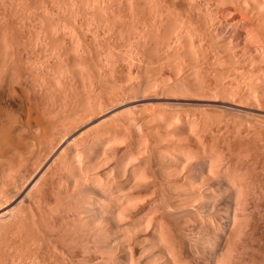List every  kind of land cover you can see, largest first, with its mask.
Masks as SVG:
<instances>
[{
  "label": "rangeland",
  "instance_id": "374dc122",
  "mask_svg": "<svg viewBox=\"0 0 264 264\" xmlns=\"http://www.w3.org/2000/svg\"><path fill=\"white\" fill-rule=\"evenodd\" d=\"M0 81V264H264V0H0ZM122 193L133 239L117 250L110 219L109 259L65 254L57 203Z\"/></svg>",
  "mask_w": 264,
  "mask_h": 264
},
{
  "label": "bare ground",
  "instance_id": "6f19581e",
  "mask_svg": "<svg viewBox=\"0 0 264 264\" xmlns=\"http://www.w3.org/2000/svg\"><path fill=\"white\" fill-rule=\"evenodd\" d=\"M1 82V81H0ZM0 111H1V108H0ZM1 113V112H0ZM1 124V123H0ZM3 125H4V122H3ZM2 126V125H1ZM44 126V125H43ZM3 127H4V129H3ZM3 127H0L1 129V132H0V160L1 159H3V158H5L8 154H10V145L12 144L11 142L13 141V137H15L14 135H12V133L13 132H15L14 131V129H12V128H7L6 129V124L3 126ZM42 127V125H40V128L38 127V130L36 131L38 134L36 135H34L33 137V139H35V144L33 143L34 142V140H33V146H31L32 145V143L31 142H28V140H27V145H28V147L29 146H31L30 147V150H29V148L27 147H25V146H23L22 144H23V141L21 142L19 139H15V141L16 140H18L20 143H18V141H17V143L16 144H18V146H19V144L20 145H22L23 147H25L24 149L23 148H21V146H20V148L21 149H23V150H25V149H28V151H32V152H34V154L35 155H39V154H36L35 152H37V153H42V151L44 150V147H45V144H46V142H47V134L48 133H46V131L47 130H45L44 131V129L43 128H41ZM3 129V130H2ZM10 129H12L13 130V132H12V130L10 131ZM47 129V128H46ZM49 136V135H48ZM22 140V139H21ZM24 140V139H23ZM14 141V142H15ZM49 142V141H48ZM31 143V145H29ZM14 145V144H13ZM12 145V146H13ZM24 145H26V142L24 141ZM26 145V146H27ZM47 145H48V143H47ZM11 146V147H12ZM48 147L46 146V148H45V152L48 150L47 149ZM21 149H19V147L17 148V152H18V154H19V152H21V151H19V150H21ZM22 150V151H23ZM15 151V152H16ZM23 152H26V151H23ZM44 152V153H45ZM29 153V152H28ZM31 153V152H30ZM182 153H184V155H183V157L185 156L186 158L188 157V159L190 158L189 156V154H187L186 152H184V151H181V154ZM185 153L188 155H185ZM24 154H26V153H24ZM23 154V155H24ZM43 154V153H42ZM21 155V154H20ZM27 155V154H26ZM28 155H30V154H28ZM41 155V154H40ZM32 156V155H31ZM173 156H171V158H172ZM184 157V158H185ZM182 162H184V161H182ZM25 164V165H24ZM79 164V165H78ZM77 164V167L75 168V170H73L74 171V173H77V172H75L77 169H78V172H80V173H77V174H71V173H73V172H71L72 170L70 169V171H68V172H66V169H65V172L67 173V175H69L70 176V174H71V177H73V179H74V176H76L75 177V179H74V182L72 183V184H70L69 185V187H67L68 189L67 190H69V191H67V193L69 192L70 194H71V192L73 191V189L75 188V187H77V186H79V184H82L81 183V180L79 179V174H81V173H84V172H89L90 171V164H91V162H89L88 164L86 163V162H84V161H82V160H79V163ZM25 167H24V166ZM21 166H23V167H21ZM21 168L18 170L20 173H16L18 176H19V178H21L20 176H22L26 171H23V169L25 170V168L27 169L28 167V164L26 165V163H24L23 162V164H21ZM65 166V165H64ZM76 165H74V167H75ZM79 166V167H78ZM181 166H184V163H182V165ZM180 166V167H181ZM67 167V166H66ZM68 168V167H67ZM184 168H186V167H183L181 170H183L184 171ZM28 170H29V168H28ZM69 170V169H68ZM166 171L168 170V169H165ZM21 171H23L22 173H21ZM169 171V170H168ZM110 172V171H109ZM26 173H30V171L28 172H26ZM26 173L24 174V175H26ZM179 173H182V172H179ZM178 173V174H179ZM16 174L13 176V180H15V178L14 177H16ZM22 174V175H21ZM134 174H135V176L134 177H140L141 176V173L137 170V171H134ZM172 174H173V172H172ZM175 174V173H174ZM177 174V173H176ZM23 175V176H24ZM29 175V174H28ZM27 175V176H28ZM78 175V176H77ZM169 175V176H168ZM180 175V174H179ZM182 176H180V177H183V174H181ZM185 175V174H184ZM17 176V177H18ZM27 176H24L25 177V180H23L24 179V177H22V179H20V182L23 180L24 182L26 181V180H28V178H26ZM166 178V182L165 183H161V184H165V187H169L171 190H173L174 191V189L176 188V190L175 191H177V189H179L178 191H182L183 189H184V191H186L187 190V186H188V184L190 183V182H188V184H187V186H186V179L188 178V177H185L184 176V178H182L183 179V181H182V179L180 180L179 178H177V176H176V181L177 182H175L176 183V185L178 184V181H182L183 183H181V185H175V183H173V182H169V181H171L172 179L174 180V178H171L170 179V177H172V176H170V174L169 173H167V175H164ZM187 176V175H186ZM173 177H175L174 175H173ZM179 177V176H178ZM63 178V177H62ZM151 179L152 178H154L155 179V177L153 176V177H150ZM186 178V179H185ZM69 179H70V177H69ZM151 179H149L150 180V182L154 185L155 183L157 184V180L155 179L154 181H151ZM164 179V178H163ZM179 179V180H178ZM19 179L17 178V181H18ZM61 180V179H60ZM60 180H58L59 182H60ZM153 180V179H152ZM161 180V179H160ZM172 180V181H173ZM184 180H185V182H184ZM188 180V179H187ZM17 181H14L13 183H14V185L15 184H17L16 182ZM22 181V182H23ZM63 181V180H62ZM163 181H161V182H163ZM19 182V181H18ZM19 182V183H20ZM23 182V183H24ZM153 182H155V183H153ZM168 182V183H167ZM11 183H12V180H11ZM58 183V182H57ZM167 183V184H166ZM173 183V184H172ZM22 184V183H21ZM66 184V183H65ZM68 184V183H67ZM179 184H180V182H179ZM11 185L13 186V184H10V187L8 186V188H7V190H10V191H12V187H11ZM19 185V184H18ZM18 185H16L15 186V188L13 189L14 190V192L16 191V190H18V188H19V186ZM24 185V184H23ZM172 185H175V186H172ZM190 185V184H189ZM59 186V185H58ZM66 186H68V185H66ZM191 186V185H190ZM192 186H195L194 184H192ZM198 186V185H197ZM197 186H195V187H197ZM14 187V186H13ZM17 187V188H16ZM21 187V186H20ZM60 187V186H59ZM63 187V186H62ZM155 187H157V186H155ZM165 187H162L163 189H162V192L161 193H163V191H164V193L167 195H163V194H161L162 195V199L164 200V198L165 197H167L168 198V200H169V198L171 197L170 196V194H168L167 192L168 191H166V188ZM172 187V188H171ZM9 188H12V189H9ZM168 188V190H170ZM186 188V189H185ZM16 189V190H15ZM152 189V188H151ZM150 189V198H151V196H152V193H153V191H154V189L155 188H153L152 190ZM6 190V189H5ZM19 191V190H18ZM105 192H106V190H104ZM177 191V192H178ZM184 191H182V192H184ZM197 191V190H196ZM8 191H6V192H4L3 191V193H2V196H3V194H4V196L6 195L5 193H7ZM10 193V192H9ZM148 192H146V195L148 196V194H147ZM169 193H170V191H169ZM10 194H13V192H11ZM109 195H110V193H108ZM124 193H122V195H120L119 194V196L118 197H115V198H113L112 199V201L114 200V202H115V205H113L112 206V208H111V205L114 203V202H111L108 198L106 199V198H102V197H100V196H93V194L91 195H87V196H85L83 199L82 198H80L79 196V198H80V200L78 199V201H77V199H76V197H74V196H72V195H68V194H66V195H68V197L67 196H65V197H67V203H66V201L64 200V199H62L61 200V203L59 202V203H57V206H56V208H57V210H59V211H55L54 212V214L56 213V215H55V220H54V222H56V220H58L59 218H61V219H63V222H64V220L65 219H67L66 221H70V223L72 222V221H74L73 223H71V225H69L70 223H68L67 225H69V227H70V232L72 233V234H70V237H69V239H67L65 242H63L64 244L63 245H61V246H63V248H62V251H63V249H64V252H65V254H66V250H67V252H68V254L70 253V252H72V249H70V246L71 245H75L76 246V248L78 247L80 250H81V252H82V256H83V260L84 259H87V257H88V255H92L91 253H93V255L95 254V256L97 255V257H99L100 259H102L104 262H105V260L108 258V255H111V254H109V252H107L106 251V249H105V247L102 245V243H96L95 241H94V238H93V235H92V230L94 229V228H99V230H100V232L105 236V238H107V237H109V236H111L112 234H111V232H112V229L114 228V233H115V244H117L116 245V249L117 250H119L120 248H122V245L127 241V240H130V239H133V234H134V231H132V229H130L131 227H129V223H128V227L127 226H125V224L123 223L124 221L126 222H128V220L127 219H129V221H130V216L129 215H127V210H125L126 209V205L125 204H127V206H130L131 208H132V206H134V204L136 203V200L138 199V198H136V196L135 197H129L128 199H126L127 201L126 202H122V200H123V196H125V194L123 195ZM8 195V194H7ZM143 195V194H142ZM146 195H145V197H143V198H141L142 196H141V193H139V198H140V200H142L143 199V202H144V200L145 201H147V198H146ZM64 197V198H65ZM77 197V198H78ZM82 197V196H81ZM93 197L95 198V200L93 199ZM164 197V198H163ZM66 199V198H65ZM68 199H71V200H69L68 201ZM74 199H76V201L75 202H73L74 201ZM148 199H149V197H148ZM162 199H160V201L162 202ZM65 201V202H63L62 203V201ZM156 200V199H155ZM165 200H166V198H165ZM164 200V201H165ZM167 200V201H168ZM149 201H150V199H149ZM152 201V200H151ZM150 201V202H151ZM158 201V200H157ZM159 201V203H157L158 205H162V204H168L169 203V201L166 203H164V201H163V203H161ZM76 202H78V204L76 203ZM148 202V201H147ZM149 202V203H150ZM153 202V201H152ZM156 202V201H155ZM161 203V204H160ZM61 204H64V209L63 208H61V210H60V205ZM137 204V203H136ZM136 204H135V206H136ZM148 204V203H147ZM152 205H154L153 203H151ZM59 205V206H58ZM157 205V206H158ZM61 206V207H62ZM146 206V205H145ZM155 206H156V204H155ZM130 207L128 208V209H130ZM154 207V206H153ZM152 207V208H153ZM159 207V206H158ZM54 208V207H53ZM151 208V207H150ZM151 208V209H152ZM45 210V209H44ZM43 210V211H44ZM47 210V209H46ZM50 210H52V208L51 209H49V211ZM70 210L72 211V210H74V211H72V212H70ZM88 210L91 212V214H93L94 213V211L95 212H98V214H97V216H95V217H93L92 218V216L90 215V219H89V215H88ZM42 211V210H41ZM54 211V209L52 210V212ZM148 211H149V209H148ZM147 211V212H148ZM154 209H152L150 212H148V213H152V214H149L151 217H152V215H153V213H154ZM32 212H33V214H35L36 215V213L37 212H35V211H33V209H32ZM35 212V213H34ZM40 212V211H39ZM59 212V213H58ZM73 212L75 213V215H74V217L71 215V214H73ZM146 212V213H147ZM42 213V212H41ZM47 213H49L48 212V210H47ZM58 213V214H57ZM70 213V214H69ZM129 213V212H128ZM148 213H147V216H149L148 215ZM6 214V213H5ZM43 214V213H42ZM71 215V216H69V215ZM113 216V217H111V215ZM2 215H4V214H2ZM39 215H41L40 213H39ZM44 215V214H43ZM57 215H59V216H57ZM61 215V216H60ZM34 216V215H33ZM37 216V215H36ZM52 217H54V215H51ZM149 216V217H150ZM51 217V218H52ZM59 217V218H58ZM69 217H71V219H74V220H70V218ZM129 217V218H128ZM148 217V218H149ZM149 218V219H145L144 221H146V220H148V222H149V220H150V223H148V224H151V219L152 218ZM58 218V219H57ZM60 219V220H61ZM110 219H113V221H115V222H113L114 224H116V226L115 227H113L112 228V226L110 227V225H109V223H108V220L110 221ZM132 219V218H131ZM235 220V225L237 224V218H236V216H235V218H234ZM133 220V219H132ZM135 221H137V220H135ZM59 222V221H58ZM132 222V221H131ZM66 223V222H65ZM60 224V223H59ZM63 224V223H62ZM62 224H60V225H62ZM121 224H124V227H123V225H121ZM127 224V223H126ZM63 226H65V225H63ZM124 228V229H123ZM136 229V228H135ZM134 230V229H133ZM97 231V230H96ZM160 232H162V233H160V236H161V238H162V243L167 247V249H169L168 251H169V253L171 254L172 253V250L170 251V245H169V242L166 240V238L165 237H167V236H165V234L163 233V231L162 230H159ZM64 233V232H63ZM96 233V232H95ZM63 237V236H62ZM95 237V236H94ZM57 241V240H56ZM55 241V242H56ZM70 243H73V244H70ZM54 245H55V243H54ZM57 245V244H56ZM55 245V246H56ZM107 245V244H106ZM67 246V247H66ZM75 246H72V247H75ZM59 247V246H58ZM58 247H57V250H58V254H60L62 251L60 250V249H58ZM71 247V248H72ZM55 248V247H54ZM60 248V247H59ZM77 248V249H78ZM78 249V250H79ZM172 249V248H171ZM75 250V249H74ZM111 250V249H110ZM116 250V251H117ZM61 251V252H60ZM76 251V250H75ZM75 251H73V253L75 252ZM60 252V253H59ZM114 252H115V250H114ZM63 253V252H62ZM62 253L60 254L61 256H62ZM73 253H72V255H73ZM58 254H55V252H54V255L58 258ZM64 254V253H63ZM65 254L63 255L64 256V258H65ZM173 254V253H172ZM59 255V257H61ZM74 256V255H73ZM78 257V256H77ZM64 258L63 257H61V259H63L64 260ZM59 259V258H58ZM60 259V260H61ZM109 259V258H108ZM88 260V259H87ZM62 261V260H61ZM89 262V261H88ZM90 263V262H89ZM88 263V264H89ZM100 263V262H99ZM98 263V264H99ZM97 264V263H96ZM105 264H106V262H105Z\"/></svg>",
  "mask_w": 264,
  "mask_h": 264
}]
</instances>
